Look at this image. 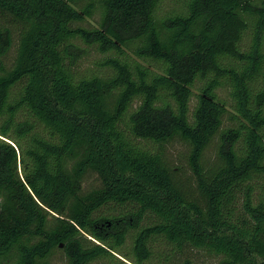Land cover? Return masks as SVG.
I'll return each instance as SVG.
<instances>
[{
  "label": "trees",
  "instance_id": "obj_1",
  "mask_svg": "<svg viewBox=\"0 0 264 264\" xmlns=\"http://www.w3.org/2000/svg\"><path fill=\"white\" fill-rule=\"evenodd\" d=\"M188 250L264 264V0H0V264Z\"/></svg>",
  "mask_w": 264,
  "mask_h": 264
},
{
  "label": "rangeland",
  "instance_id": "obj_2",
  "mask_svg": "<svg viewBox=\"0 0 264 264\" xmlns=\"http://www.w3.org/2000/svg\"><path fill=\"white\" fill-rule=\"evenodd\" d=\"M93 24H95L93 22ZM171 157L176 159L177 155L182 151V148L180 146L171 147ZM92 184L96 185V179L95 177H89L88 181L86 182V186H92ZM191 259L196 264H215L216 260L210 256H208L205 252L202 251H196V250H188L182 255L179 259L181 261L182 259ZM178 261V258L175 259V262ZM52 264H65V260L63 257V254L61 252H57L54 256L53 263Z\"/></svg>",
  "mask_w": 264,
  "mask_h": 264
}]
</instances>
